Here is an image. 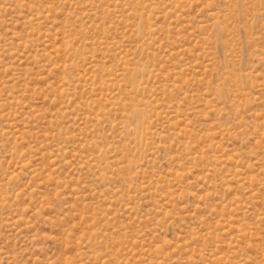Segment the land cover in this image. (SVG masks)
I'll use <instances>...</instances> for the list:
<instances>
[{
    "label": "rangeland",
    "instance_id": "374dc122",
    "mask_svg": "<svg viewBox=\"0 0 264 264\" xmlns=\"http://www.w3.org/2000/svg\"><path fill=\"white\" fill-rule=\"evenodd\" d=\"M0 264H264V0H0Z\"/></svg>",
    "mask_w": 264,
    "mask_h": 264
}]
</instances>
